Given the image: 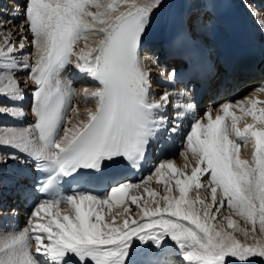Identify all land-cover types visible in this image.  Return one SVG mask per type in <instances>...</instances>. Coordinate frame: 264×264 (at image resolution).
Instances as JSON below:
<instances>
[{
    "label": "snow or ice",
    "instance_id": "6c2138e0",
    "mask_svg": "<svg viewBox=\"0 0 264 264\" xmlns=\"http://www.w3.org/2000/svg\"><path fill=\"white\" fill-rule=\"evenodd\" d=\"M162 6V0H26L22 11L11 10L24 21L16 39L13 21L0 18V96L24 99L14 73L16 53L29 43L27 32L35 48L34 63L23 65L35 85V122L0 131V146L36 162L46 174L38 191L48 197L35 205L23 229L0 226V264H264V107L257 109V99L245 98L250 107L239 109L242 116L224 103L217 110L223 115L214 120L212 109L193 119L180 153L183 168L167 160L140 183L117 182L102 195L84 187L60 191L67 177L110 181L105 162L139 167L150 141L163 131L178 132L193 113L191 102L178 101L169 128L163 112L172 95L185 93L165 91L158 100L149 99L150 73L138 48L150 17ZM70 64L99 83L82 90L85 101L95 105L75 122L69 114L80 115L73 104L76 92L61 78ZM255 91L264 92V86ZM0 113L24 115L9 107H0ZM243 117L252 123L241 128ZM249 144L251 159H242L241 148ZM163 169L172 174L167 180ZM153 176L164 185L162 195L147 188L132 194ZM60 205L69 211L62 213ZM114 206L120 210L114 212Z\"/></svg>",
    "mask_w": 264,
    "mask_h": 264
},
{
    "label": "bare ground",
    "instance_id": "6f19581e",
    "mask_svg": "<svg viewBox=\"0 0 264 264\" xmlns=\"http://www.w3.org/2000/svg\"><path fill=\"white\" fill-rule=\"evenodd\" d=\"M166 1L167 0H162V4L165 3ZM169 1L172 2L173 0H169ZM234 1H236L240 6H242L244 8L246 14L248 15V18L250 19L251 25L253 28V34L255 35V38L259 40L260 51L262 52L261 48L264 50V47H262V45H264V6L261 5V7H259L261 9V11H258L257 10L258 7L256 6L255 3H253L252 0H234ZM11 3H12V1L6 0L7 6L11 5ZM20 3H21V6H18V5L13 6V7H11V10H16L17 12L22 11L26 6V0H20ZM197 7H198L197 0H188V7L184 8L181 11V17L186 20V22H187L186 25H188V27L192 30V34H194V36L196 38H198L200 41L202 40V42L205 45L207 44L206 46L209 48V50L212 52V55H214V58H215L216 57L215 53L216 52L219 53V51L221 49V40H222L221 29L218 27L219 25L208 26L209 24H207V22L212 21V19L209 17H206L205 13H203V11H201L200 13H197L196 12ZM201 16H203V18H200ZM7 20L13 21V23L16 25V27L14 29H12V31L14 33L13 38L14 39L18 38L19 28H20L21 24L24 22L23 17L19 16V15L13 17V15H12ZM5 28L6 29L11 28V25H5ZM26 35L28 37L29 43L25 45V48H24V51L22 52L21 57L25 56L28 58V60L25 61V63H34L35 48L30 44V41L32 39V34L30 32H27ZM89 43L91 44L92 41H89ZM83 44H84V41L81 40L76 45V50L79 51L80 48L83 46ZM27 47L29 48L28 50H26ZM141 48H143V55H142L141 64L150 73L151 88H150L149 94H150L151 100H158L159 96L165 91H168V92L173 93V94L184 93L183 91H180L177 89H172L165 84V80H166V77L168 74H167V71L165 69V66L163 65V61H162V58H163L162 57V51L164 50V41L162 39H160V40L154 39V40H152V43L144 42L141 45ZM151 50H157L159 52L158 56H156V54H154V55L150 54ZM17 52L20 53V50H18ZM26 52H28V53L26 54ZM22 69H23V67H22ZM23 70H24L25 75L23 77H20V78H22V81L20 80L21 81L20 87L24 93V99L17 101V104L21 105L22 102L24 104L26 102L30 103V101H31L30 107H28V108L24 107L22 110L20 108V110L24 113L23 116H25L24 122L25 123H31V122H35V116L32 113V105L34 103L32 94H33V89L35 88V85L30 79H28L30 69L24 68ZM161 72L164 73L163 77L160 75ZM15 78L17 79V76H15ZM61 78L65 81L69 82L71 84L72 88L76 92V95L73 99V104L78 107L80 115H79V117H77L75 115V113H70L69 118L71 120H73V122H75L76 119H85L86 118V110L88 108H94L95 101L91 100V99L85 101L84 96L82 95V90L87 88L89 91H91V90H94L95 88H97L99 86H96L94 81L90 77H88L86 74L80 73L71 64L69 65V67L66 70H64L62 72ZM26 80H27V83H25ZM244 96L246 97V95H244ZM245 97H243V98H245ZM5 100H6V103H5L6 106H10L9 104H7V102H9V101L11 102V100H9L8 98H6L4 96H0V102L5 101ZM178 101H183V103H187L186 95L183 98L179 97L178 95H172L171 96L170 102H172L174 104L175 102H178ZM258 101H260L261 103H258L256 105L257 109L264 107V94L259 95ZM235 105H236L237 109L234 108V112L236 114H238L239 116H242V113L239 111V109L241 107H243V108L250 107V105L247 102H245L244 104H241V105H237V104H235ZM169 106L164 110V112H163L164 115L168 112ZM0 107H2V106H0ZM12 108L18 109V105L13 106ZM217 114L221 115V113H218L217 107L212 108V113H211L212 119H215ZM23 116H12L11 114L0 113V131L6 130V129L28 128L29 126L28 127L25 126L23 128H21V127L20 128H13L16 126L15 124H18V126L24 125V123L22 121H21L22 123L19 122L20 124L13 122L11 124L12 128H9L7 126L5 127L4 121H6V120L5 119L2 120V118L13 117L14 121H17ZM201 117H203V115L198 116V118H201ZM229 120H231V119L229 118ZM203 122L206 124L207 120H204ZM6 123L8 124L7 121H6ZM226 123L229 125L231 124L230 121H226ZM245 123H252L251 118L250 117H243L239 121L238 127L243 128ZM172 124H170V125L167 124V125L170 128V127H172ZM13 125H15V126H13ZM30 125H32V124H30ZM190 130H191V127L188 128L187 130H185L183 134H178V135L176 134L177 132L176 133H170V132L166 131L167 134H165L164 137L166 139L174 141L176 143V145H178V151H176L173 154H169L166 151V152H164L163 156L159 159H156V157H154V159L151 162V165H153L152 166L153 170L150 171L145 176V178L152 175L155 167L157 165H159L160 162L162 163V162H165L167 160H172L178 168L184 167L186 161L180 155V153L182 151H185V149L183 147V140H184V136ZM62 134H63V132H61V135ZM3 147L4 148H0V157L4 158V159H0V171H2L1 173H3L2 176L0 175L1 176V178H0V204H5V205L10 206L11 212L9 211L8 213H6L7 215H5L4 212L8 211L10 208L9 209L5 208L2 210V207L0 206V214L5 215V217H6V221L0 222V226H2L4 228V225L8 224V225H10V229H8L9 231L19 230V229H23L27 225L29 215L25 216L22 213H20V211L18 209H14L11 206V204L8 203V200H9V197L11 195L12 190H15V188L17 187V182H19V185L24 184L25 178L23 177V172L20 171V167L27 168L26 167L27 163L19 160V158L18 159H12L11 158L13 155L16 156V154H15L16 149L6 147V146H3ZM251 152H252V147H251V144H249L248 146L241 148L240 156L242 159H249L250 160L251 159ZM158 160H161V161L157 162ZM189 161L191 162L192 166H195L194 161H191V154L190 153H189ZM162 171L165 173V175L163 177L164 180H167L168 177L172 175L167 169H163ZM188 171L190 173V168L188 169ZM156 179L157 178L155 176H153L151 181H146L145 183L142 184L139 191L131 190L132 194L141 195L142 193H144V189L147 188L149 190L158 191L162 195L164 192V185L161 183H157ZM8 180H10L11 183H9ZM12 182H15L14 185L12 184ZM204 182L207 183L206 180ZM173 194L178 195V193H175V192ZM190 195L193 199L195 198L194 194L190 193ZM200 195L203 198L205 193L201 191ZM144 199L150 200L151 197H147L145 195ZM141 203H143V200H141ZM132 207L135 208L134 205ZM59 210L62 213L69 211V209L65 205L59 206ZM119 210H120L119 206H114V208H113L114 212L119 211ZM233 219L239 220V217H237V216H235V214H233ZM240 222L243 223L242 221H240ZM221 223H224L225 228H227L226 222H221ZM16 226H17V229H15ZM217 227H219V225H217ZM227 230L232 231L231 229H227ZM237 236L240 240L243 241L244 237L242 235L237 234ZM249 242L251 243V241H249ZM32 251L35 252V247H33Z\"/></svg>",
    "mask_w": 264,
    "mask_h": 264
},
{
    "label": "rangeland",
    "instance_id": "374dc122",
    "mask_svg": "<svg viewBox=\"0 0 264 264\" xmlns=\"http://www.w3.org/2000/svg\"><path fill=\"white\" fill-rule=\"evenodd\" d=\"M202 41V40H201ZM207 45V44H206ZM29 48L27 47L26 48V50H28ZM261 50L262 51H264L262 48H261ZM24 51V49L23 50H20V53L19 52H17L16 53V60H17V70H20L21 71V73L22 74H16V72L14 73V75L15 76H17V80L20 82V85H21V81H22V78H20V77H23L24 75H25V73H24V67L22 66V65H24V63H25V56L24 57H21L22 56V52ZM28 52H26V54H27ZM20 58V59H19ZM22 58V59H21ZM20 61H23V62H20ZM19 64V65H18ZM23 67V69H22V67ZM16 71V70H15ZM21 80V81H20ZM19 101V100H18ZM6 100L5 101H2V102H0V106H2V107H5L6 106ZM13 103V104H12ZM23 103V102H22ZM21 103V104H22ZM7 104H9L10 106H6V107H10V108H12L13 106H15V105H18V109L20 110V108H21V110L23 109V106L22 105H19V104H17V101H9ZM12 106V107H11ZM22 106V107H21ZM2 118V117H1ZM5 118H2V120H4ZM21 119V120H20ZM19 120H17L15 123H18V122H23L24 123V125H19L18 126V124H15V125H13V126H15V127H13V128H23V127H28V126H30V124H34V122H31V123H25L22 119V117L20 118ZM9 121L11 122L12 120H10L9 119ZM5 122V127L7 126V127H9V128H12V126H11V123H8V124H6V121H4ZM21 122V123H22ZM20 124V123H19ZM0 148H4L3 146H0ZM2 171H0V175L2 176L3 175V173H1ZM5 173V172H4ZM1 176H0V178H1ZM16 178V177H15ZM9 181V183H11L10 182V180H8Z\"/></svg>",
    "mask_w": 264,
    "mask_h": 264
}]
</instances>
